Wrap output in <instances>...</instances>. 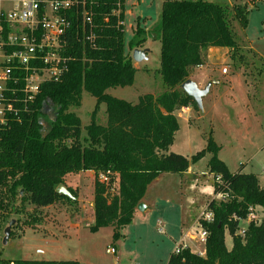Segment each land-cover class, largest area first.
I'll return each mask as SVG.
<instances>
[{
  "label": "trees",
  "instance_id": "obj_1",
  "mask_svg": "<svg viewBox=\"0 0 264 264\" xmlns=\"http://www.w3.org/2000/svg\"><path fill=\"white\" fill-rule=\"evenodd\" d=\"M117 0H96L95 46L72 40L68 52L72 57L68 70L58 81L41 84L32 110L20 122L0 130V210L24 211L25 203L33 206L27 225L37 221L36 210L67 201L76 204V192L66 186L68 174L91 170L93 181V223L90 230L111 226L113 238L132 221L147 186L162 173H181L190 163L210 154L208 172L212 174L213 193L226 194L225 200L211 199L206 209L213 221H202L206 230L204 255L181 247L172 251L166 264H264V223L250 219L243 233H238L241 219L250 208L264 207V188L254 173L231 172L217 156L219 146L209 137L207 144L190 158L169 151L178 129L175 112L189 105L193 98L180 87L189 79L190 69L202 65L210 47L238 52L229 15L242 27L247 25V5L229 6L211 0H162L160 17L153 33L160 41L158 73L166 89L158 95L145 93L136 103L107 94L108 88L133 83L136 67L130 54L142 47L146 31L136 23L132 37L125 41L123 20L124 0L119 15L112 14ZM107 16V21L104 18ZM156 32V33H155ZM106 105L105 124L93 121L81 134V121L70 110L79 107L82 91ZM49 105L53 119L44 113ZM48 130L43 134L42 119ZM100 172H107L109 183L101 182ZM219 177V181L215 177ZM116 184L111 192V183ZM63 184L70 195L58 193ZM11 219V218H10ZM19 223L15 218L12 228ZM5 227H3L4 230ZM225 230L231 237V248L225 246ZM8 237V238H9ZM0 264H78L74 260L6 259Z\"/></svg>",
  "mask_w": 264,
  "mask_h": 264
},
{
  "label": "rangeland",
  "instance_id": "obj_2",
  "mask_svg": "<svg viewBox=\"0 0 264 264\" xmlns=\"http://www.w3.org/2000/svg\"><path fill=\"white\" fill-rule=\"evenodd\" d=\"M211 1L228 5L229 12L232 5L246 4L247 25L242 27L229 15L238 52L232 57L229 50L224 57L222 51L210 54L207 50L203 64L190 69L191 80L198 88L208 86V91L201 97L200 106L189 105L186 111L176 112L178 129L170 148L190 158L204 148L211 137L219 146L217 156L226 162L230 170H236L243 164L244 171L257 175L260 186L264 188V0ZM161 5L162 0H124L125 41L132 37L138 22L146 31L147 39L139 47L147 49L146 59L139 62L133 60L136 70L132 84L108 88L105 91L107 94L136 103L145 93L158 95L166 89L157 71L160 41L153 33L159 21ZM209 55L215 57L212 62L208 60ZM223 68L226 72L222 71ZM95 106V97L83 90L79 107L70 109L81 121L82 139L86 137V125L92 121L106 123L105 103H99L94 112ZM49 111L51 108L46 105L44 112ZM41 122L45 134L48 130L47 119L44 117ZM209 156L206 153L202 159L189 164L191 176L167 173L165 175L168 176L150 183L144 197H152L155 208L150 212L145 211L133 223L131 221L122 231V237L117 239L112 236L111 226L90 230L93 222L87 218V198L92 194L91 182L87 174H68L66 180L73 187L79 186L84 199L81 217L74 214L77 203L72 205L61 201L36 210V223L27 225L23 221L33 216V206L25 203L23 212H14L19 203L17 199L10 212L0 210V256L6 259L74 260L78 264H166L176 246L180 222L188 223L198 214L196 224L200 228L199 217L208 196L201 191L199 194L197 187H190V182L203 178L201 171L206 169ZM113 186L115 188V182ZM253 212L255 220L264 223V207L254 206ZM177 217L181 220L172 225ZM10 218H18L19 223L12 228V235L3 244V227ZM158 219L164 223L165 234L158 231ZM248 222V217L240 220L238 233L247 227ZM171 234L174 239H171ZM224 236L225 246L230 248L231 237L226 230ZM193 239V248H204L203 241L198 237ZM187 243L191 245L188 239ZM107 249H113V252Z\"/></svg>",
  "mask_w": 264,
  "mask_h": 264
},
{
  "label": "built area",
  "instance_id": "obj_3",
  "mask_svg": "<svg viewBox=\"0 0 264 264\" xmlns=\"http://www.w3.org/2000/svg\"><path fill=\"white\" fill-rule=\"evenodd\" d=\"M96 5V0H0V130L20 122L32 110L42 83L61 79L72 57L68 52L72 40L95 46ZM120 11L117 0L111 13L119 15ZM117 25L123 26V20ZM98 178L109 183L107 172H100ZM215 195L219 200L227 198L221 192ZM247 217L255 219L252 207ZM199 220L196 233L205 243L207 233L201 223L213 221V213L205 208ZM157 225L162 232L160 220ZM181 247L187 246L176 244L173 251L178 253ZM197 254L204 255V251Z\"/></svg>",
  "mask_w": 264,
  "mask_h": 264
},
{
  "label": "crops",
  "instance_id": "obj_4",
  "mask_svg": "<svg viewBox=\"0 0 264 264\" xmlns=\"http://www.w3.org/2000/svg\"><path fill=\"white\" fill-rule=\"evenodd\" d=\"M223 52L222 54H223V56L224 57H226V53L229 51V49L228 48H224V47H210L209 49H208V52L211 54V53H220V52ZM211 56L212 55H209L208 56V60H209V62H212V60L213 59H215V57H213V58H211ZM217 56H219V55H217ZM135 66V65H134ZM189 79H191L190 78V76H189ZM188 107V106H187ZM187 107H183V108H181V109H179V110H177V111H186L188 108ZM190 107V106H189ZM176 111V112H177ZM176 112H175V114H176ZM169 151H172V152H175V151H173V150H171V148L169 147ZM175 153H178V152H175ZM184 156H186V155H184ZM187 157V156H186ZM210 157V156H209ZM203 158V157H202ZM201 158V159H202ZM220 158V157H219ZM209 159V158H208ZM221 159V158H220ZM225 164H226V162L223 160V159H221ZM208 161V160H207ZM226 166H227V164H226ZM228 167V166H227ZM240 167H242L241 168V171L242 172H245L244 171V165L242 164ZM191 166H189L188 168H187V170L186 171H184V172H181V173H177V174H179V175H181V176H191L192 174V171H191ZM229 169V168H228ZM239 168H237L236 170H238ZM230 170V169H229ZM236 170H230L231 172H235ZM77 173H84L85 175L87 174V176H88V180H90V182H91V186H92V194H90L89 196H88V198H87V202H88V205H89V207H88V209H89V211H88V221H92L93 222V203H92V199H93V181H94V172L93 171H91V170H87V171H79V172H77ZM246 173H251V172H246ZM165 174H167V173H162V174H159L152 182H151V184H154L153 182H157V181H159V180H161V178H162V176H168V175H165ZM176 174V173H175ZM201 175H203V178H200V180L198 181L197 179H193L192 180V182H190V187H192V188H198V190H199V194H200V191H201V193L203 194V195H205V196H208V197H206V201H205V208H206V206H207V202L209 201V200H211V199H213V198H215L216 197V195L213 193V186H212V174L211 173H209L208 172V168H207V162H206V169L205 170H203V171H201ZM257 176V175H256ZM258 180H259V178H258ZM65 183H66V186H68V187H70V186H72L70 183H68V180H66L65 179ZM151 184H149L148 186H150ZM260 185V184H259ZM147 186V187H148ZM72 189H74L75 190V192H76V199H77V204H76V210H75V216H77V217H81V214L83 213V211H84V199L82 198V194H81V192H80V188H79V186L78 185H76V187H73L72 186ZM84 197V196H83ZM141 202L143 203V205H144V207H143V209H142V211L141 210H138V209H136V211H135V213H134V216H133V218H132V223L134 222V220L136 219V218H140V216H142L143 215V213L145 212V211H148V212H150V211H152L154 208H155V203H154V201L152 200V197L150 198V197H148V196H146V197H142V199H141ZM56 206V205H55ZM73 214V215H74ZM197 217H198V214H195V216L193 217V218H190V220H188V223L186 222V223H183V222H180L181 223V227L179 228V237H178V240H177V242H176V244H179V243H182L184 246H187L188 248H190L191 249V251L193 252H195V253H197V252H203L204 251V248L202 247V246H200V244H198L200 247L199 248H193V245H194V242L195 241H193V240H195V239H193L194 237H196V239H197V237H198V234L196 233L198 230H199V226H197V224H196V219H197ZM180 218H175V220L171 223L172 225H175L177 222H178V220H179ZM159 220V219H158ZM158 220L156 221V224H157V222H158ZM181 220V219H180ZM183 220H185V218L183 219ZM166 221L168 222V220L166 219ZM163 221H162V232H160V233H163V234H165V230H164V228H163ZM168 224H169V222H168ZM167 224V225H168ZM130 225V224H129ZM129 225H127V226H129ZM126 226V227H127ZM125 227V228H126ZM124 228V229H125ZM172 230H173V228H172ZM187 230V231H186ZM186 231V232H185ZM182 232H184V233H182ZM188 232V233H187ZM192 232H195L193 235H192ZM170 237H171V239H174V236H172V234L170 235ZM187 239L189 240V242L191 243V245L189 244V243H187ZM198 241V240H197ZM232 244V243H231ZM230 248H231V246H230ZM230 248H228V249H230Z\"/></svg>",
  "mask_w": 264,
  "mask_h": 264
},
{
  "label": "water",
  "instance_id": "obj_5",
  "mask_svg": "<svg viewBox=\"0 0 264 264\" xmlns=\"http://www.w3.org/2000/svg\"><path fill=\"white\" fill-rule=\"evenodd\" d=\"M147 49L145 48H134L131 52V57L132 60L134 61H141L143 59H146L145 53H146ZM180 87L182 88V90L189 96H191L193 98V100L196 102V104H198V106L201 105V97L207 93L208 91V86L204 87V88H198L197 85L195 84V82H193L191 79H186L184 82L181 83ZM45 113V112H44ZM49 117V119H53V112L52 110L46 113ZM56 191L58 193H62L65 195H70L69 191L67 190V188L63 185L60 184L57 186ZM144 207L143 203L140 202L137 205V209L138 210H142ZM15 222V219H10L8 224L5 226L4 230H3V238H2V243L5 244L7 242V239L9 237V233H10V229L12 224Z\"/></svg>",
  "mask_w": 264,
  "mask_h": 264
}]
</instances>
